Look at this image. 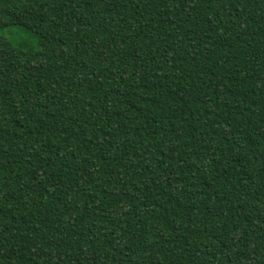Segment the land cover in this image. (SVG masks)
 <instances>
[{"label":"trees","instance_id":"1","mask_svg":"<svg viewBox=\"0 0 264 264\" xmlns=\"http://www.w3.org/2000/svg\"><path fill=\"white\" fill-rule=\"evenodd\" d=\"M0 264H264V0H0Z\"/></svg>","mask_w":264,"mask_h":264},{"label":"rangeland","instance_id":"2","mask_svg":"<svg viewBox=\"0 0 264 264\" xmlns=\"http://www.w3.org/2000/svg\"><path fill=\"white\" fill-rule=\"evenodd\" d=\"M0 37L8 39L15 46L30 52H36L41 44L39 35L20 26L0 28Z\"/></svg>","mask_w":264,"mask_h":264}]
</instances>
